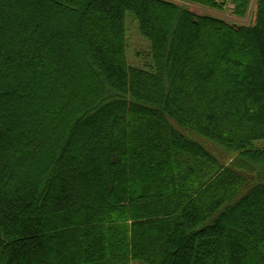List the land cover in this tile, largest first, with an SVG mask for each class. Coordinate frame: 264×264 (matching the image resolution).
I'll use <instances>...</instances> for the list:
<instances>
[{
	"label": "trees",
	"instance_id": "obj_1",
	"mask_svg": "<svg viewBox=\"0 0 264 264\" xmlns=\"http://www.w3.org/2000/svg\"><path fill=\"white\" fill-rule=\"evenodd\" d=\"M261 139L264 0H0V264H264Z\"/></svg>",
	"mask_w": 264,
	"mask_h": 264
},
{
	"label": "rangeland",
	"instance_id": "obj_2",
	"mask_svg": "<svg viewBox=\"0 0 264 264\" xmlns=\"http://www.w3.org/2000/svg\"><path fill=\"white\" fill-rule=\"evenodd\" d=\"M178 3H186L191 10L198 14H207L223 18L229 23L240 25H253L256 19L257 1L252 0L250 10L245 17H239L234 14L233 6L229 5L225 9H216L182 0H175ZM126 32H127V55L129 63L138 68H149L152 63L151 43L144 37L139 28V22L130 12L126 15ZM255 147L264 148V139L254 142ZM132 264H146L144 262L133 261Z\"/></svg>",
	"mask_w": 264,
	"mask_h": 264
}]
</instances>
